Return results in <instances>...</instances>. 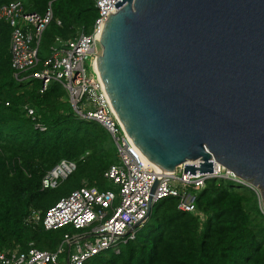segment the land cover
Listing matches in <instances>:
<instances>
[{
    "label": "water",
    "instance_id": "95a60500",
    "mask_svg": "<svg viewBox=\"0 0 264 264\" xmlns=\"http://www.w3.org/2000/svg\"><path fill=\"white\" fill-rule=\"evenodd\" d=\"M114 7L95 66L131 143L163 172L199 159L206 173L213 159L261 188L264 200V0Z\"/></svg>",
    "mask_w": 264,
    "mask_h": 264
},
{
    "label": "trees",
    "instance_id": "16d2710c",
    "mask_svg": "<svg viewBox=\"0 0 264 264\" xmlns=\"http://www.w3.org/2000/svg\"><path fill=\"white\" fill-rule=\"evenodd\" d=\"M14 1L0 0V6ZM20 1L27 13L51 11L31 71L40 68L56 39L90 34L97 18L93 0ZM9 37L10 27L1 21L0 252L24 251L29 243L53 252L64 234L75 231H45L40 222L27 223L26 218L33 212L42 217L81 187L115 192L103 173L117 162L116 148L101 125L75 116L59 83L50 81L39 93V81L12 77ZM61 159L74 161L75 171L56 188L40 190L43 174ZM244 189L226 180H207L194 203L201 221L177 210L174 198L158 200L132 241L119 245L117 253L105 251L84 264H264V217L253 193Z\"/></svg>",
    "mask_w": 264,
    "mask_h": 264
},
{
    "label": "built area",
    "instance_id": "2783aa9c",
    "mask_svg": "<svg viewBox=\"0 0 264 264\" xmlns=\"http://www.w3.org/2000/svg\"><path fill=\"white\" fill-rule=\"evenodd\" d=\"M93 1L97 18L91 33H80L68 40L56 39L48 57L33 71L38 62L41 33L51 20L49 7L43 15H37L25 12L20 0L0 6V22L4 21L10 27L8 50L12 77L39 81V93L45 91L50 81L59 83L75 116L101 125L110 136L117 156V163L103 173L104 180L114 186L115 192L81 187L58 200L42 217L33 212L26 218L27 223L40 222L45 231L70 227L74 233L64 234L53 252L38 250L31 243L24 251L17 248L1 251L0 264H60L61 260L63 264H84L99 253L109 250L117 253L119 245L134 239L137 228L146 220L149 204L152 206L168 197L176 200L177 210L191 213L201 221L203 216L195 209V198L210 179L230 181L249 189L264 217L262 189L213 159H210L211 168L206 173L197 171L199 159L187 161L172 172L160 171L145 161L115 118L95 66L103 23L107 15L115 13L114 5L119 0ZM26 111L28 115L32 114L31 109L26 108ZM35 128L45 129L40 124ZM185 165L193 166L195 171L184 173ZM75 169L74 161L59 160L41 177L40 190L56 188ZM157 176L160 180L150 193Z\"/></svg>",
    "mask_w": 264,
    "mask_h": 264
},
{
    "label": "rangeland",
    "instance_id": "374dc122",
    "mask_svg": "<svg viewBox=\"0 0 264 264\" xmlns=\"http://www.w3.org/2000/svg\"><path fill=\"white\" fill-rule=\"evenodd\" d=\"M96 51L99 52V47H98V46L96 47ZM116 158H117V157H116ZM116 163H117V162H116ZM237 186H238V185H237ZM239 187L242 188V189L245 188V187H242V186H239ZM245 189H247V188H245ZM245 189H244V190H245ZM247 190L250 191L249 189H247ZM250 192H251V191H250ZM251 193H252V192H251ZM254 196H255V195H254ZM257 208H258V205H257ZM263 208H264V207H263ZM258 209H259V208H258ZM138 229H139V228H137V230H138ZM66 230L69 231V228H66ZM56 241H57V238L54 239L52 242L55 243ZM60 264H63V261H62V260L60 261Z\"/></svg>",
    "mask_w": 264,
    "mask_h": 264
},
{
    "label": "bare ground",
    "instance_id": "6f19581e",
    "mask_svg": "<svg viewBox=\"0 0 264 264\" xmlns=\"http://www.w3.org/2000/svg\"><path fill=\"white\" fill-rule=\"evenodd\" d=\"M143 158V157H142ZM144 159V158H143ZM145 161H147V160H145ZM148 162V161H147ZM152 165V164H151ZM156 168V167H155Z\"/></svg>",
    "mask_w": 264,
    "mask_h": 264
}]
</instances>
